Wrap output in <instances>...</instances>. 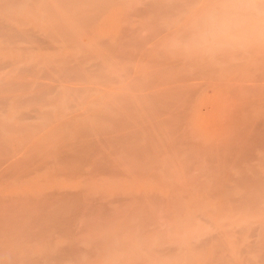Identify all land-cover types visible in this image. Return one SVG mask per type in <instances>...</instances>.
<instances>
[{
	"label": "bare ground",
	"instance_id": "obj_1",
	"mask_svg": "<svg viewBox=\"0 0 264 264\" xmlns=\"http://www.w3.org/2000/svg\"><path fill=\"white\" fill-rule=\"evenodd\" d=\"M135 1H140V4H137ZM135 1L133 3L134 5L130 6V4L127 2V0H123V1H121V0H0V179L1 178L6 179V181H8V179L11 180V182L8 181V182H5V184L0 185V187L5 188V189L0 188V190H1L0 192H2V191L5 192V190L9 187L17 186L18 185L17 183H20V180H18V179H22L21 183H28L31 185L33 184V181H35L36 184L43 183V186H40V188H38V189H37V186H32L34 189V190H32V191H34L33 193H30V192L27 193L26 192V194H22L21 191H19V190H21V187H17L19 193L15 194V196L5 195L4 193H0V264H86V261L87 260L89 261L88 255L89 254H95V253L98 254V256H100V257L97 256V258H99V259H96V258L91 259L92 261L93 260L94 261L96 260V261L91 262V260H90L89 261L90 264H114V262L116 261V260H114V256H110L109 260H107V259L105 260L103 257H102L103 258L102 259L101 256H105V254L109 253L110 251L113 252V250L118 251V250H122V249L129 248V247H135L134 246L135 242L139 241V240H140L139 241L140 244L136 243V248H132V249H135L134 251L135 252L138 251V253L141 251L143 252L145 250H148V252L146 251V253H150L149 256L147 254L148 258L144 259V260L139 259L138 254L133 255V253H130V251H129V253H127L126 256L122 260H120V261L117 260L118 262L115 264H264V183H261L263 181V180H260L262 178L261 177L260 179L256 178L255 181H258V182H253V184H248V183H251L250 181L246 182L248 180H251V178H249L250 176L249 177L245 176L246 173L243 171L244 166L242 168L240 166V168H239V165H241L240 164L241 162H242V164L243 163L245 164L248 161L247 158L248 159L251 158L250 161L251 160L253 161V159L258 160L254 156L255 154H253V152L255 153V151H256V150L255 151L252 150V149H254L253 148L254 146L256 147V145L257 146L260 145V147L262 146L260 149L264 150V79H263L264 77L261 76L262 79L256 78V75L257 76L260 75L261 72L258 73V71H257L256 72L257 74L254 77H251V75L249 77H247L250 80V81H248L249 84L246 83L244 85V84L240 83L237 87H235L236 91H235L234 87H232V90L230 88V91L232 93L231 95L236 97L234 100L235 102L234 101L233 102L231 101V102L234 106L236 104H238V105L235 106L234 111H233L234 107L231 108V110L233 112L231 110H229V108L226 107L228 110H226L225 112L228 111V113L226 114L227 115L226 119L224 118L226 121L223 120V122L224 121L225 122L224 123L222 122V123L224 126L227 125L228 129H229V126L231 128V125L232 126L235 125V126H233V127H235V128H233V132L231 131L232 128L229 130L233 133V134H231L232 139H230V138L227 139L226 137H222V134H220V136L222 137L221 138L218 135L220 140L221 139H223V140L227 139L225 141L226 143L225 142H224V144L219 143L221 141L218 140V142L216 141V144L214 142V143H210L209 145H204L202 147L203 148L202 150L199 147V149H200L199 153H197V151L195 150L196 155H192V153H194L193 152L194 150L192 151V153L191 152H190V154L188 153L191 157H194V156L199 157V156H201V154H202V156L212 157V158L209 157L208 159H212V160H210L211 164H213V165L217 164L218 165V166L217 165L213 166V168H211L212 170L214 169L213 171H216V173H218V175H219V177H217L218 181L214 182L215 180H213V181H211V182H213L212 184L203 185L202 188L205 189V191L201 194L192 196L190 194L191 191H190V193L186 192L187 190L185 187H187V188H188V186H190V187L195 186L196 187L197 186L196 184H194V185L188 184V186H187V184L185 183L186 185L183 186L182 183H181L182 185L180 183H179L180 185H177L174 183V184L168 185V187H167L168 183L166 182V180H165V182H166L165 183V182L161 181V179L159 178L161 173H160V175L158 173H156L157 176L153 175V179H155V177H158V179L156 178L155 180H158L159 182L161 181L160 183L163 182L164 184L163 185L161 184L162 186H164L166 184L165 187L167 189H170V188L171 189L172 188H178L179 189L181 187L182 190H180V189L179 190L183 191V193L186 192L184 194H181V197L183 199V203H181V204H180V202L178 203L181 205V207H180V205H178V207L183 208L182 209L183 214L178 215V218L174 219V221H173L174 223H177V224L181 223L182 227H185L184 230L187 227V231L189 229L191 231L192 228H194V225L202 226L203 224L204 225L209 224V226L207 228H203V229L199 230L198 233L196 232V234H192L193 232L191 233L189 231L192 234V236L190 237V240L188 241L187 244L160 240L159 237L163 236L164 235L163 233L166 232L165 231L166 230L165 225H167L166 223H168V222L167 221H166V223L164 221L162 222L163 213L161 212L162 213V219H161L160 215L158 213H156V211H155V208L159 209V211H160V209H162L161 207L160 208L158 207L159 206L158 204H159V202H161V200H162L161 198L163 196L162 197L159 196L160 197V200H159V198L156 197L157 194L155 195L154 192L151 194H138L136 192L123 194V193H120L121 192L120 191L119 193L115 192V193H112L113 195L112 194L110 195V194H106V192L103 190L102 191L103 193H101V196L98 195L101 198L99 200L98 196L96 197V193H94V195H92L91 191L89 190V188H91V186L89 187L87 185L88 183H84L83 185L85 187H82L80 189V192H78L81 195L76 194V192H73L74 194L71 193L73 195V197L75 194L77 195L76 197H78V195L82 196V193H84V195H85V196L83 195V197H85L84 199H86V198L88 199V201H85L84 203H82L84 209L86 210L85 214L87 213L86 215L89 216L90 213L92 214L91 211H93V213L96 211L94 208H100V210L104 212V216L106 217V219L107 220L109 219V221H110L107 224L106 223L102 224V225L97 224L99 228L98 227L96 228L95 226H97V225H95L94 227H92L93 229L90 228V231L85 233L84 231L87 230V227H85V226H88V224L83 223V222H85V220L84 221L82 220L83 214L73 213L74 211H72V209H73L72 204H74L75 202H73V203L71 202L72 209H70V210L72 213H70V210L67 211L68 208H66V207L68 205H70V203L67 202L68 201L67 199L69 197V201H71L70 200L71 194L69 193V196L64 195V196H66V198L64 197L65 198L64 199L62 194L58 191L59 189L48 191L47 190L48 188H46L47 187L46 184L54 183L60 177L59 174H61L62 171H58V170H62L60 168L62 163L66 162V161L76 162V159L79 162L81 159H82V161L80 162L78 167H75V169L73 170V173L70 175L71 177L74 174L77 176L78 173L83 174L85 172L84 174H86V175L90 174L89 176H90V178H92V177H95V175H100L103 173L105 174V172L106 173L112 172L113 177H115V175H118L115 177V180H116V182L119 183V181H117L118 177L122 174V172L124 173V171L125 172L127 171V169L124 170V167H122L123 171L121 170V168H120L121 163H128L129 164L131 162L129 165L134 164L135 168H138V167L140 169L142 168L141 169L142 171L138 170V172H136L137 170L133 171V168H132V171L129 172L131 169L127 167L130 170L128 171L129 173H126V175L132 174V176L134 175V177H135V173L136 174L137 173L143 174L142 172H146L147 170H151L152 166L155 167V165L157 164L156 159L158 158L159 155L156 154L157 155V156L155 155L157 157L156 158L154 156L155 152L152 155L153 158H156L155 161H154V159L152 161L150 156H148V154L146 152H142V153H138V151L136 152L138 147L141 146L140 144H142V148H144L146 145H148L150 148L151 144H152V146H151L152 148L153 147L155 148V146H158V147H156V149H153V150H157V151H158L157 148L162 147L163 144H164L163 147L166 146L165 145L166 139L169 138V136L165 140H163V142L160 140H156L157 138L154 140L150 136L146 137L145 134L142 136V135L138 134L139 131L137 133V130H139V129L142 130L141 126H143V129H144L145 123H144V125H142V123H141L140 124L141 126L138 127L139 129L137 128V125H136L135 128H137V130L134 128L136 130L135 131L132 128V130H133L132 131L131 127L128 126L129 124H127V123H129V121H127V119L132 118V114L134 112L133 115L134 116L137 115L136 117H138L135 119L137 121L139 119V115H141V113L143 112L142 111L140 113L138 110L139 109L143 110L142 108H144V110H145L147 107L149 108V106H151V105L153 106L154 102H155L154 105H156L155 107L164 106L163 102L159 101V100L160 99L164 100L168 96V95H165V98H161L162 95L164 97L163 93H165L167 91V89H168L167 92L170 91L169 90L170 88L165 89L166 86L165 87L161 86L163 89H165V90H163L164 91L163 92L162 89L160 88V86H157V85H154V87L156 86L155 88L153 86H152V88H150L151 86H149V85H148L149 88L148 87L146 88L145 84L142 83L141 79H138V81L136 79H135L136 81L135 80L133 81V79L129 80L130 82L133 81V83H129V81H128L129 85L130 84L131 85L132 84H136V85L141 84V85L140 86L138 85L139 88L135 87L133 89V95H131L130 93H129L130 95H128L126 92L123 93L124 92L123 91L122 92L123 95L122 94L120 95L121 98L123 97L122 98L123 101H125L124 99H126V102L130 101L128 98H130L131 96L136 98L135 95L136 94L138 95V92L139 93L141 92V91H139L141 87H145V90L147 89L145 94H147L149 96L151 95V97H148V98H150L151 100H152V98L156 99V100H154V102L152 101L153 104H150L151 100H149L148 98H145V97H147L143 92L145 90H143L144 88L143 89L141 88V90H143L141 92L142 95L141 94H140L141 96L138 95L137 99L139 97L142 98V96H143L145 100L142 98L143 100L139 99V104L137 101L136 102H137L138 106L140 105L142 107L140 108V106H139V108H138L136 102L134 101L135 102V104H134V102L131 100L130 102H132V104L136 105L138 110L134 105H133L134 107H131L132 105H130L131 108L128 107L129 110L126 109L127 112H131L130 110H134L133 108H135V111L128 114L126 111H123L122 108L125 106L122 104V102H120L121 100L119 101L120 104H122L121 109L117 108V106H112V104H109V102H111L110 101L111 98H113V100L112 99L111 100H112V102H114V98L119 97V95H118L119 93H117V92L120 90V88L122 90V87H121L122 82H120L121 84H116L118 86H117V88H115L113 85H111V87H110V85H108L110 82L111 83L113 82V79H112V81H110L111 79L109 81L107 80L109 82V83L107 82V84L105 82L100 83L98 81H94V82H96V83L98 82V83L96 84L95 88H92L90 86H92L94 83L92 84L90 82V84H89L90 79H80V81H79V79L78 80L75 79V80H77V82L75 81V82L70 83L67 79H66V81H64L65 79H56V76H51V74H49L50 70H52V72L50 71V73H53V69H58L57 71H59L60 69H62V66H64L65 64L68 66V64H70L71 60H72V62H74V61L76 62L78 60L77 64L79 66L76 63H73V64H75L76 68H74V70H72L71 72H73L72 74L74 75L75 72L79 71L80 74L79 73L78 74L81 76V78H83V76H85L86 73H88V74L90 72L92 73L94 67H97L95 69H98V66H99V70H102V69H100L101 65L99 64V62H101V63L106 62L105 58H103L105 56H106V59L108 58L107 60H109L108 63L113 64V62H111L110 58H109L113 52L111 54H109V57H107V55L103 56L104 54L102 52L101 53L103 55H101L100 52L98 53L95 50H94L95 52L93 50H91L92 47L89 46L88 42H87V44H88L87 47L89 46L88 47V48H90L89 50L85 46V44H83L82 46H81L82 43L79 44V46L81 47V50H82L83 46H85L87 48V49L83 48L84 51L82 50L83 52L81 54H83L84 52L85 53L87 52L86 53L87 55L85 53L83 55H76V53L79 50H76L75 48H73V45L71 48H69V49H71V53H69V51H68V54H66V55L64 54L63 56H61V58H59V57L53 58V57H50L48 54L41 52L42 50L48 49L51 47L53 48V49L51 48L52 51H54V50H55L54 52H56V50L59 51V47H58V49H56L57 45H55L56 47H54V43H59V46H60V44H63L65 42H68L67 44H69V45L73 44L72 40L78 41V38L80 35H77L78 33L77 34L75 33L77 31L75 29L79 30L82 25H84L83 27H85V24H88L89 22L91 23V21H92V23L90 25L92 26V24H94V22H97L96 19L98 20V18L100 17V15L102 13H105V12L111 10L112 7H115V5L118 6V4L125 6V9H123L124 11H122V13H121L122 19H123V16H126L123 14V13L126 14V11L129 13V14L127 13L128 18H130L131 15H134V14H137V15H139V14L145 15L146 14L147 16L150 15V17H148V19L150 18L151 20H148V19L146 20V18H147L146 15L145 16L143 15L145 18V21L142 18L143 25L149 24V27H150V24H155V25L156 24H162L163 25V21H161V19L164 16L168 17V19H169V16H171L170 14L175 15V14H178L182 10L184 12L185 7H190L191 5H192L191 7H194V5L199 4V2L201 3L200 0H135ZM125 2H127V3H125ZM209 2H211V0ZM242 2L245 5L247 3L246 6L244 5L242 7L243 8L245 7L244 15L248 14V17L250 16L249 14L253 13V11H254L253 8H257V9L259 8L258 10H260L261 7L264 8L263 4L261 5V7H259L261 3H264V0L263 1L262 0H245V1L243 0ZM207 3L203 4V5L204 6L207 5ZM237 5L238 4H236V6ZM208 6L210 7V5H208ZM224 6L226 7V5H224ZM196 8H197V6H196ZM229 8H230V6H229ZM262 8H261V10H262ZM207 9H209V8L206 7V10ZM250 9H251V11H250ZM196 10H201V9H196ZM196 10H193V11L195 12ZM176 11H177V13H175ZM213 11H214V9H213ZM241 11H243V10H241ZM246 11H247V13H246ZM130 12H131V15H130ZM222 12H223V10H222ZM228 12H229V10H228ZM195 13H198V15H199L198 11ZM205 13H206V11H205ZM260 13H261V11H260ZM167 14H169V16ZM210 14H211V12H209V15ZM223 14L224 13H222L221 15L223 16V18H225ZM142 15H139V16L142 17ZM188 15L190 16V14H188ZM209 15L206 14V17H208ZM233 15L235 16V13ZM254 15L257 16L259 14H257V15L254 14ZM194 16H196V15H194ZM203 16L205 17L204 14H203ZM217 16H215L216 20L220 19V22H222L223 18H220L221 17L220 15H219L220 16L219 18ZM228 16H229V14H228ZM231 16L232 15H230V17ZM127 17H124V20L126 21L125 26H127L128 22H130L128 20L131 19V18L128 19ZM151 17L153 18V20ZM200 17H201V15H200ZM206 17H205V20L207 22L211 23L209 18L206 19ZM239 17H241V16H239ZM259 17H261V15ZM121 18H120V20H121ZM125 18H127L128 20ZM197 18H199V17H197ZM215 18L213 21H215ZM227 18H229V17H227ZM245 18H246V20L249 19V18L247 19V16ZM196 19H194V20L196 21ZM183 20L186 21V19H183ZM194 20H193V22H195ZM218 20H217L218 24L216 22H214L217 24V27L220 24L222 25V23H219ZM170 21L168 20V22H170ZM213 21H212V23H213ZM223 21H224V19H223ZM183 23H187L184 25H186V27L188 26L187 21L186 22L183 21ZM195 23H199V21L195 22ZM223 23H225V21ZM248 23L249 22H247V25H248ZM90 25H86V26H90ZM146 25L143 29L148 27ZM176 25H178V24H176ZM196 25H198V24H196ZM73 26H75L74 27L75 32L73 31L75 35L72 32ZM77 26L79 28H77ZM137 26L135 28L133 27V29H132L128 25L126 30H124L125 29L124 28L123 30H121L123 32H121V31L120 32L121 33L126 32V34H127V32L133 33V32H135L134 31L135 29H136V31L138 30ZM181 26H183V25H180L179 27H181ZM258 26H260V25H258ZM164 27H165V25H164ZM179 27H177V28H179ZM82 28H81V30H83V34H85L86 32L84 33V30L88 31L87 29L89 27H87L86 29L85 28L82 29ZM139 28H140L139 30H142L141 27H139ZM172 28H173V26L171 27V30L174 32V30ZM220 28H222V30H223V26L219 27V29ZM127 29H129V30H127ZM162 29H164V28H161V31H163ZM187 29H188V27H187ZM191 29H192V27H191ZM81 30H79V32ZM171 30L170 29L167 30V33H171L172 32ZM199 30H200V28H199ZM250 30H252V29H250ZM262 30H263V28H262ZM190 31H192V30H190ZM203 31H205V29ZM163 32H162V35H163ZM173 32L171 34H173ZM180 32H179V34H180ZM193 32H195V31H193ZM193 32L191 34H193ZM144 33H145V31H144ZM213 35H214V33H213ZM73 36H75V37H73ZM189 36H191V35H189ZM203 36H201V37H203ZM120 37H122V36H120ZM120 37H118V39ZM165 37H166V39L168 37V40L171 39V38H169V37H171L169 34H166V36L164 35V39H165ZM69 38L72 39L71 40L72 42H70V43L67 40ZM215 38H216V36H215ZM106 39H109V38H106ZM121 39L122 38H120L118 41H120ZM139 39H140V37H139ZM164 39H162V42L166 43L168 40L166 41V39H165V41H163ZM93 40H94V38H93ZM101 40L103 42L105 41L106 43L109 42L108 40H103V39H101ZM101 40L98 39L97 42L99 43ZM116 40H117V38H116ZM122 40H124V39H122ZM102 41H101V43H102ZM160 41H161V39H160ZM160 41L152 43L151 44L152 47H151L150 43L147 44V45H150V46H148L150 48H148L147 50H151L152 52L147 51V50L144 51L142 48L144 53H142L140 51L138 56H137L138 53L133 56L134 53L130 54L128 52H127V56H126V51H125L124 53H122L123 57H124V59L126 57L128 59V56H130V55L133 58L136 56L135 58H137V57L138 58L134 59V61H132V62H135L136 60H138L137 61L138 65H139V61H141V62H146V64L148 66L153 63L152 61H154V59H155V62H157V60L159 61V59H161V61H163L162 58L167 61V57L165 56V54L167 52L160 50L162 52L161 53L159 51V49H161V48L159 47V49H157L158 47H156V45L158 46L159 43H162ZM97 42H95V43H97ZM122 42L125 43L124 41H122ZM215 42H217V41H215ZM262 42H261V44H262ZM115 43L117 44L118 42H115ZM129 43L133 44V42H130V41H129ZM93 44L94 43L92 42L91 45H93ZM116 44H113L112 46L115 47ZM109 45H111V44L109 43ZM153 45H154V47H153ZM259 45H260V43H259ZM61 47H63V45H61ZM260 47H262V46H260ZM260 47H259V49H260ZM153 48L155 50L156 49L157 50L154 51ZM139 49L141 50V48H139ZM257 49H258V47H256L255 51H257ZM90 50L93 51V53ZM72 51H73V53H72ZM210 51L213 52V50H210ZM259 51L260 50H258L257 52H259ZM120 52L121 51H119V53ZM159 52L162 54V56H165L166 58L165 57H162V58L158 57L159 55L157 56V54H159ZM212 52H210V53H212ZM242 52H243V50H242ZM71 54H74V55H71ZM89 54L90 55L92 54V55L89 56ZM96 54H97V56H96ZM113 54H115V53H113ZM122 54L120 53L121 56L118 58L115 55H113V57H115L116 60H121L120 58L123 59ZM124 54L126 57L124 56ZM143 54H145V57H143L144 56ZM146 54H148L151 57V59L149 56L146 57ZM150 54L152 56L155 55L157 58L152 57ZM262 54H263V52H262ZM85 55L88 59L86 61H85V57H83ZM116 55L118 56V54H116ZM215 55H217V54H215ZM131 56H130V58L132 59ZM257 56L256 57L252 56L251 60H253V62L249 61V62H252L251 66H249V63H247L249 66V68H247V70L252 68V69H250V71L253 70V72H254L253 74H255V70L257 69V67L260 68L259 67L260 65L257 66V64H260V63L256 62V65L253 64V63H255L254 61L257 58ZM72 57H73V59H71ZM74 57L76 58V60ZM81 57H83L84 60H82L83 58H81ZM113 57L111 56V58H113ZM148 57L150 60L148 59ZM187 57H189V56H187ZM89 58H91V59H89ZM140 58H143V59L146 58V60L145 59L140 60ZM201 58H202V56H201ZM102 59H104V61ZM127 59H125V60H127ZM129 61H130V59H129ZM181 61H183V60H181ZM222 61H224V60H222ZM132 62H131V65H132ZM40 63H42V65ZM43 63H44V66H43ZM128 63L130 64V62H128ZM128 63H127V65H129ZM197 63H199L198 59H197ZM201 63H202V61H201ZM201 63H199L200 65H197L195 63L197 66H195V68L191 67L192 71L191 72L189 71L190 73L188 72V74H187V72H186V75H185V73H184V75H182L183 74V72H182L181 76L182 77L185 76L187 79L189 78L188 79L189 81L191 78L195 79L194 77H196L198 75H199V77H200V75L201 76L203 75L205 77L206 75H204V74L209 73L208 70L212 69V68L211 67L206 68V67L202 66ZM228 63H230V62H228ZM109 65L112 66L111 64H109ZM184 65H185V63H184ZM228 65H230V64H228ZM245 65H246V63H245ZM254 65L256 66L255 70L252 67ZM65 66L63 67V69L67 70L68 68H67V66L65 68ZM71 66L72 65L69 66L70 67L69 71L71 70V68L74 65L72 67ZM108 66H106V67L104 66L106 71L108 70L107 69ZM157 66L158 65H156V67ZM239 66L242 67L243 65H241V63H240V65H238V67ZM248 66H246V67H248ZM104 67H103V71H104ZM246 67H244V69H246ZM148 68L146 67V69H148ZM231 68H233V67H231ZM75 69H78V70L75 71ZM95 69H94V71H95ZM135 69H138V68L136 67ZM227 69L229 70V68H227ZM240 69H239V71H240ZM89 70H90V72H89ZM110 70L111 71L113 70V69H111V67H110L108 73L112 74L113 72L111 73ZM151 70L153 71L152 68H151ZM69 71H67V72H69ZM117 71L120 72V69ZM128 71L130 72V67H129V70H127V72ZM169 71L172 73L171 69ZM169 71H167L168 74L170 75L171 78H173L174 74L172 73L173 75L171 76V73H169ZM261 71L264 72L263 70H261ZM98 72L100 73V71H98ZM162 72H163V70H162ZM244 72H246V71H244ZM54 73H55V71H54ZM93 73H95V72H93ZM155 73H156V70H155ZM237 73L239 74V72H237ZM61 74H62V71H60V73H58L59 76L63 75V74L62 75ZM67 74H69V73H67ZM95 74L97 75V72ZM141 74H142V72H141ZM105 75H107V74L104 72V75L102 74V76L104 77ZM113 75L114 74H112L111 76H113ZM154 75L152 73L151 76L155 77ZM166 75H167V73H166ZM166 75L164 74L163 78ZM70 76H71V73H70ZM102 76L101 77L99 76V77L103 78ZM111 76L109 75V77H108V75H107V77H108L107 79L113 78ZM116 76H118V75H116ZM116 76L114 75L115 78H116ZM51 77H52V79H51ZM76 77H77V75H76ZM93 77L94 76H92V78ZM243 77L244 76H242V78ZM258 77H260V76H258ZM85 78H87V77H85ZM253 78H255V79H253ZM104 79L106 80L105 77H104ZM117 79L119 80V78H117ZM117 79H114V81L117 82ZM160 79H161V77H160ZM99 80L101 81L103 79H99ZM105 80H103V81H105ZM204 80H206V79H204ZM221 81L219 82V84L221 83ZM158 82L160 83V81H157V83ZM222 82H223L222 84H224V81H222ZM246 82H247V80H246ZM113 83H115V82H113ZM128 83H126L127 85L123 84V86L126 85L125 88L124 87L123 88H124V90H126V87H127V90H126L127 92L129 90L128 89L129 87L133 88L131 85L129 86ZM205 83H206V81H205ZM244 83H245V79H244ZM105 84L108 85V88H107V86L104 87ZM153 84H155L154 81H153ZM184 84L187 85V82H185ZM193 84H194V82L192 83V85ZM97 85L98 86L103 85V86L98 87ZM160 85H162V81H161ZM164 85L165 84L163 83V86ZM178 85H180V84H178ZM188 85H189V83H188ZM205 85H207V84H205ZM230 85H231V83L229 82V86ZM93 86H95V85H93ZM181 86H178V87L180 88ZM209 86H211V85H209ZM118 87H119V89H118ZM157 87H158V89L160 88V91H162V94L160 93V91H158V92L153 91L155 89L157 90ZM189 87L190 86H188V88ZM222 87H224V85ZM136 88L138 91L136 90ZM148 89H149V91L152 89L150 91V93H149ZM193 89H194V87H192V89L189 90V92H188L189 96H190L191 91L194 92L197 90V89L196 90H193ZM200 89H201V87H200ZM220 89H222V92H223V88L220 87ZM233 89H234V91H233ZM134 90H135V92H134ZM176 90H179V89H176ZM237 90L239 92H241L242 95L237 94V92H238ZM108 91L110 93H108ZM198 91L199 90H197V92ZM230 91L228 90V92H230ZM72 92H74V94H72ZM130 92L132 93V89L130 90ZM180 92H181V90H180ZM193 92H192L191 97H193V95H194ZM77 93L79 95L83 94L81 96V99L78 98L79 95H78V97L75 96V94L77 95ZM134 93H136V94H134ZM157 93H159V95ZM69 94L70 95L72 94L71 96H73V97H71ZM126 94L128 96H125ZM183 94H184V92H183ZM152 95L154 97L156 96V98L152 97ZM186 95H187V93H186ZM231 95L230 94L228 95V99L232 98V97L229 98ZM59 96H60V98H58ZM61 96H66L67 98L70 96L72 99L77 97L78 100H77V98H76L77 102L74 100H73V102H71L72 100H68V103L70 105H68L66 102V105L64 107L62 106L64 108V110H66V111L64 113V112H62L63 110H60L62 112L61 113L59 110L57 111L53 108L55 105L59 104V99H61V98L63 99V97H61ZM106 96L108 97L106 99H108L109 101L108 100L107 101L101 100L102 102L99 101V98H101V97L104 98ZM159 96H160V98H157ZM70 97H69V99H71ZM97 97H99V98H97ZM168 98H170V96ZM57 99H58V102H57ZM118 100H119V98H118ZM165 100H164V102H166V104H167L168 101H165ZM142 101L143 102L146 101L147 105H146V102H145V104H143ZM158 101H159L160 106L156 104V102H158ZM183 101H185V99ZM187 101H188V99L185 101L186 105L188 106L189 102L187 104ZM126 102H124V104H126ZM161 102H162V104H161ZM231 102H230V104H231ZM240 103H242L241 106L239 105ZM243 103H245V105ZM95 104H103V105L109 104L108 105L109 110L115 109V111L113 110L111 112H115V113H119V114H120V112H122L120 115L121 117L118 118L117 117L119 115L118 114V115H116L117 118L114 116H112L113 117L112 118L109 116L110 115L109 110L107 111L106 109H103V107L95 108L94 107ZM114 104H118V102L115 101ZM128 104H129V102H128ZM183 104H184V102H182V105ZM191 104H192V101H191ZM230 104H229V106L228 105L227 106L230 107ZM43 105H44V107H42ZM110 105L112 107H110ZM143 105L145 107H143ZM59 106L61 109L62 108L61 105H59ZM237 106H240V107H237ZM164 107L166 108L167 106H164ZM164 107H161V108L163 109ZM180 107H179V109H178V107H175L174 111L175 110L179 111L181 108H184V106L181 108ZM148 108H147V110L157 109L154 107H152V108L150 107V109H148ZM161 108H160V110H161ZM236 108H238V109H236ZM58 109H59V107H58ZM116 110H118V111L116 112ZM120 110H122V111H120ZM150 111H152V110H150ZM162 111H165V110L163 109ZM230 111H231V113H229ZM137 112L139 114L135 115V113H137ZM171 112L170 113L167 112L166 114L169 115V114H171ZM188 112L190 113V111L187 110V114H189ZM58 113H59V116H58ZM124 113L125 114L127 113V115L129 117L126 116V118H124V117L122 118V115L123 116L125 115ZM159 113L160 112H158L157 114L159 115ZM162 113H160V115ZM154 115H155V112H154ZM177 115H179V114H177ZM134 116H133V118H135ZM163 116H165V115H162L161 117L158 116V117L163 118ZM169 116H171V115H169ZM165 118H166L165 120L168 119L167 116H165ZM169 118L170 119H168V120H170V121L172 118H173V120L177 119V117L176 118L175 117H172V118L169 117ZM180 118H183V117L180 116ZM150 119L154 120L153 117H151ZM156 119L157 118L155 117V120ZM185 120L188 121V119L184 118L183 121H185ZM130 121L134 122V119H131ZM157 121H159V120H157ZM157 121H155V122H157ZM161 121H162V119H161ZM150 122L152 123V121H148V124ZM176 122H175V124H176ZM135 124H138V123H134V125ZM158 124H157V126H158ZM170 124L175 125L174 123H170ZM163 125L164 124H162V126ZM187 125H186V128H184V129H186V131H184V134H185V132L187 134L189 133V132H187V130L190 128L189 127L187 128ZM218 125H216V126H218ZM151 126H153V125H151ZM221 127L223 128L222 125H221ZM145 128H147V127H145ZM154 128H156V126ZM174 128H176V127H174ZM156 129H158V127ZM161 129H162V127H161ZM145 130H147V129H144L142 131L145 132ZM150 130H149V132H150ZM222 130H224V129H222ZM218 131H219V128H218ZM224 131H227V129H225ZM234 131H235V134H234ZM143 132H140V133L143 134ZM191 132H192V129H191L189 135L183 134L185 136V137L184 136L183 137L186 139V141L188 140L190 142V140H194V139L196 140V136L191 134ZM166 134H168V133H166ZM190 134L195 136V137H193L194 139H190V137H191ZM172 135H174L173 131L171 132V136ZM226 135H227V133H226ZM233 135H236L235 138L237 140L234 138ZM91 136H94L95 138H91ZM148 137H150V138L148 139ZM172 137H174V136H172ZM233 138L236 140V142L231 141V140H233ZM174 139H176V137ZM237 141H241L242 143L249 141L250 143L247 142L248 144L247 143L245 144V146H247L245 148L244 144L241 145V142H239V144H238ZM15 142L19 143V144L17 146H15L14 145ZM167 142H168L167 145L172 144L170 141H167ZM189 142L187 144H189ZM103 143L109 147V149H110L109 154L106 152V148L103 149L101 147H97V144H103ZM120 143H122L123 145L127 144L128 146L127 145L123 146ZM190 143H192V141ZM250 144L252 147L250 146ZM193 145H191V147L194 149L196 148V146L198 147L197 144L194 145L195 147ZM248 145L251 148L248 147ZM176 146H177V148L178 147L180 148V146H182V145L178 146V144H177ZM130 147L133 149H131ZM170 147H168V149L166 148L167 152L171 149ZM175 147H172V149ZM183 147H181L182 153H183V151L185 152V149ZM239 147H240V149H239ZM134 148H135V150H134ZM185 148H186V146H185ZM243 149H245L244 151L246 153H247V151H249L251 149L252 151L250 150L249 154L252 152L250 155H252L254 157H252L249 154H246L244 152L247 155V158H244V156H246V155L242 152ZM116 150H118V151H116ZM122 150H125V151H122ZM161 150H162V152L164 151V149L159 148V152H161ZM197 150H198V148H197ZM239 150H241V152ZM263 150H261V151H263ZM177 151H178L177 154H179L180 149ZM188 151H190V150L188 149ZM188 151H186V152H188ZM169 152H171V151H169ZM186 152H185V155L187 154ZM114 153H115V155H114ZM118 153H121V155L123 154L124 156H126L128 162L127 161L124 162V160H126V159H123V157L121 160H119L121 157H118V156H120ZM242 153L244 154L243 157L240 156ZM159 154H160V156H159V158H160L161 155H163L164 153H159ZM165 154H167V153H165ZM109 156H110V158H113V156L114 157L117 156L118 159L113 158L114 161L113 160L111 161L110 158L108 159ZM171 156H172V154H171ZM202 156L200 158H202ZM236 156H240V158L242 157V159H240V161H239V159H236ZM174 157H176V156H174ZM261 157H264V156H261ZM195 158H197V157H195ZM208 159L206 161H209ZM177 160H178V158H177ZM177 160L175 158V161H177ZM193 160H195V159L191 158L190 161L193 162ZM241 160H246V162L241 161ZM263 160H264V158H263ZM78 161H77V163H78ZM116 161H120V164L117 165ZM199 161H201V159ZM199 161H196V163L194 161L193 164H198L200 166V163H197ZM259 161H261V159ZM262 162L264 163V161H262ZM117 163H119V162H117ZM158 163H159V160H158ZM201 163H203V162H201ZM210 163H209V165H211ZM170 164H172V162H170ZM205 164L208 165V162L207 163L205 162ZM247 164H248V162H247ZM117 166H118V168H117ZM179 166H180V164H179ZM251 166H253V165H251ZM262 166H264V164ZM175 168H178V167L176 166ZM207 168H210V167L208 166ZM106 169H108V170H106ZM118 169L121 172L116 171ZM233 169H237V173L244 172V173H242L243 174L242 176H244L246 184H242V185L239 184V183H241V180L243 178L242 179L238 178V179H240L238 186H233V185L229 184L230 181L233 180V182H234V180L237 179L231 175ZM241 169H243V170H241ZM251 169H253V168H251ZM254 169H255V167H254ZM101 170H103V171H101ZM95 171L97 173L99 171V174H97ZM154 171H156V170H154ZM42 172L43 173L45 172V174L47 175L46 178H44V176H41ZM113 172L114 173L116 172L118 174H116V173L114 174ZM133 172H135V173L133 174ZM162 172H164V174H166L165 170ZM198 172H197V174H198ZM255 172L258 173L259 171L257 172V170H254V175H255ZM92 173H94V176H92L93 175ZM149 173H150V171H149ZM208 173H209V171H208ZM138 174H137V176H138ZM178 174L179 175L181 174L184 177V172L183 173L178 172ZM198 175H200V174H198ZM198 175L195 178H197ZM202 175L200 177H198L197 179L201 178ZM209 175L210 174H208V176ZM145 176L146 175H144V178H145ZM162 176L166 177L164 175H162ZM177 176L175 178H177ZM204 176L206 177V175H204ZM215 176H217V175H215ZM242 176H240V177H242ZM73 177H75V176H73ZM113 177H112V179L108 178L109 181H110V179H111V181H113V179H114ZM12 178L16 179L14 181H16V182L18 181V182L17 183L13 182L14 184H10V183H12V180H13ZM170 178H171V176H170ZM179 178L181 179V177H179ZM185 178L186 177H184V179ZM141 179H143V177H141ZM164 179H166V178H164ZM214 179H216V177ZM134 180H136V179H134ZM143 180H145V179H143ZM125 181H127V179ZM141 181H139V182H141ZM197 182H200V181L197 180ZM242 182H244V181H242ZM113 183H115V182L113 181ZM236 183H237V181H236ZM93 184H95V183H93ZM99 185H100V183H99ZM157 185H159V184H157ZM135 186L136 185H134L133 186L134 188L133 187L132 188L135 189ZM196 188H200V185L198 184V186ZM171 189L169 191H171ZM183 189L186 191H184ZM203 189H201V190H203ZM71 191H73V190H71ZM173 191L174 190L172 189V191H171L172 193L168 196V198H164L162 200L163 203L161 202V204H162L161 206H165V208L170 207V209L172 208L169 205L171 204V202L173 203V200L177 196L180 195V194H176L178 190L176 192L175 191L173 192ZM199 191L200 190H198V193H200ZM66 192L67 191H65L64 194L68 193V192L67 193ZM57 194H60V196H62L63 200H60L61 197H59L60 198L59 199ZM87 194L90 195V197ZM56 196H57V198H56ZM49 197L50 198L53 197V200L57 203V206L54 205L55 203L52 204V201H50V199H49L50 205L47 203L46 207H45L44 202L45 201L48 202L47 199ZM25 198H27L28 203H32V204L34 203L36 205L37 204L42 205V203H43L44 205H43V207L40 205V207L42 209L38 208L37 210L39 212H37V213H36V210H34L33 213L32 212L30 213L27 211L28 208H26V210L23 209V211L24 212L26 211V212L24 213L23 211H21L22 214L21 213L20 214L22 216L19 214V217L18 216H12L11 215L12 213L10 212V211L15 212V210H16L15 207H17V206H15L14 208L10 207L13 210H8V208L5 209V207H3V205H7V204H10L13 202H16L18 205H20L19 202ZM151 199H154V201L156 199V206L158 205L157 207H155V208L153 206H152L153 208L150 207L151 205H149V204H153V203L148 204L147 202ZM157 199L159 200L158 203H157ZM115 201L121 207H122V204H124L123 205L124 209L125 208L127 209V207L130 206L129 204H132L128 213L124 214V216L126 215L125 217H122L123 215L122 216L120 215V217L122 219L119 217L118 214L115 213L116 211H113L114 210L113 208L109 207ZM128 201H130V203H128ZM179 201H182V200L180 199ZM143 202H145V203L143 204ZM150 202H152V200ZM58 203H60V204H58ZM85 203H87V204L85 205ZM125 203H126V205H125ZM127 204H128V206H127ZM145 204H148L149 206L145 205ZM139 205L141 207L138 209L137 206H139ZM153 205H155V202ZM172 205H174V204H172ZM27 206L30 207L29 205H27ZM97 206H99V207H97ZM175 206H173L174 209H176V207H177V206L176 207ZM64 208H65V210H64ZM70 208H71V206H70ZM29 209H31L30 211L33 210L32 208H29ZM118 209L120 210L121 208L119 207ZM63 211H65L64 213L67 212L66 213L67 215L65 214L66 216H63V214H64ZM179 211H181V210L179 209L178 212ZM68 212H69L70 216L68 215ZM114 213H115V216H114ZM169 213L171 215V212H169ZM176 213H177V210H176ZM60 214H62V215H60ZM71 215H73V216H71ZM116 215H118V216H116ZM11 216H12V218H11ZM59 216H63V218L59 217ZM74 216H76V217H74ZM68 217H69V220H68ZM113 217H115V218L112 219ZM60 218L63 220V222H67V223L62 224V220ZM86 218H88V217H86ZM169 218L170 217L168 215V220H169ZM84 219H85V216H84ZM64 220H66V221H64ZM81 222H82V224H81ZM63 225H65V226L69 225L70 227L69 226L64 227ZM62 226L64 227V231L62 230L63 229ZM168 226H170V225L168 224ZM147 227L148 228L150 227V228L147 229ZM203 227H205V226H203ZM45 228L48 230H45ZM94 228H96V229H94ZM198 228L199 227H197V229ZM33 230H35V231L33 232ZM44 230H45V232H40V231H44ZM56 230L58 232H54L52 234L51 231H56ZM184 230L182 228L181 233ZM30 231L33 232V234H31ZM29 233H30V235H29ZM55 233H57V237L61 235L60 237H58V238L62 239L61 242L54 240L55 239L54 238ZM244 234H245L244 238L240 239L241 235H244ZM24 235H25V237H23ZM31 235H32V237H31ZM187 235L188 234H186V236ZM238 235H240V236H238ZM27 236H30L31 239ZM81 237H83V238H81ZM86 237H87V239H86ZM151 237H156V238L152 239ZM80 238H81V240H83V242L84 241L87 242L88 245L87 244L84 246L80 245V243L84 244L83 242H81ZM84 239H86V240H84ZM142 239H144L145 242H149L148 244H150V245L148 246L147 243L144 242V240L142 241ZM144 244H145V246H144ZM143 247L145 248V250H143L144 249ZM120 253H121V251H120ZM96 254L94 255L95 257H96ZM85 256L87 257L86 261L83 260V258ZM90 258H92V256H90ZM89 262L87 264H89Z\"/></svg>",
	"mask_w": 264,
	"mask_h": 264
},
{
	"label": "rangeland",
	"instance_id": "obj_2",
	"mask_svg": "<svg viewBox=\"0 0 264 264\" xmlns=\"http://www.w3.org/2000/svg\"><path fill=\"white\" fill-rule=\"evenodd\" d=\"M121 1H123V0H121ZM135 1V0H134ZM134 1L133 0H127V2L130 4V6H132V5H134L133 3H134ZM201 1V3L199 2V4H196V5H194V7H185V9H184V12H183V10L182 11H180L178 14H175V13H177V11L174 13L175 15H172V14H170L171 16H169V14H167L168 16H169V19H168V17H163L162 19H161V21H163V25L162 24H150V27H149V24H145L146 26H148V27H146L145 29H143L144 27H145V25H143V23H142V18H143V20L145 21V18H144V16L146 15H142V14H139V15H142V17H140L139 15H137V14H134V15H131V12H130V15H131V19L130 18H128L127 16V11H126V14L125 13H123L124 15H126V16H123V19L121 18V16H122V11H124L123 9H125V6L124 5H121V4H118V6L117 5H115V7H112L111 8V10H109V11H107V12H105V13H102L101 15H100V17L98 18V20L96 19V21L97 22H94V24H92V26L90 25L91 23H92V21H91V23L89 22L88 24H85V27H83L84 25H82L81 26V28L82 29H86L87 27H89L87 30L88 31H85L84 30V33L85 34H83V30H81V28L79 29V30H81L80 32H79V30L78 29H75V30H77L76 32L74 31V27L75 26H73V29H72V32L74 31L77 35H80L79 36V38H78V41L76 40H72V39H67L68 41H69V43L70 42H72L73 44H67L68 42H65V43H63V44H60V46H59V43H54V47H56L55 45H57V48L56 49H58V47H59V51L58 50H56V52H54V51H52L51 50V48H48V49H44V50H42L41 52L42 53H46V54H48L50 57H53V58H61V56H63L64 54L66 55V54H68V51H69V53H71V49H69V48H71L72 47V45H73V48H75L76 50H79L77 53H76V55H83V54H81L84 50H83V48L85 49L86 47H87V42L89 43V46L90 47H92L91 48V50H95L96 52H102L101 53V55H103V56H105V55H107V57H109V54H111L112 52L113 53H115V54H113L112 53V55H110V61L111 62H113V64L112 63H108V61L109 60H107L106 59V56L105 57H103V58H105V61L106 62H99V64L101 65L100 66V69H102V70H99V66H98V69H95V68H97V67H94V69H95V71H94V69H93V71H92V73L90 72V70H89V72L91 73H86V75L85 76H83V78H81V76L79 75L80 74V72L78 71V72H75L76 70H78V69H75V73H74V75L72 74L73 72H71L72 70H74V68H76V66H75V64H73V63H76L77 64V61L75 62H72V60H71V62H70V64H68L67 62V64H68V66H67V70L65 69H63V67L65 66H62V69H60L59 71H57L58 69H53V73H50V71L52 72V70H50L49 71V74H51V76H56V79H65L64 81H66V79L71 83V82H77V80L79 79V81H80V79H90V81H89V84H90V82L93 84V85H95V86H93L92 84V86H90V87H92V88H95L96 87V84L98 83V82H105L106 84H107V82L110 80V81H112V79H113V82H115V83H109L108 85H110V87H111V85H113L115 88H117V86L118 85H116V84H121L120 82H122V90H121V88H120V90L117 92V93H119L118 95H119V100H118V98H114V102L115 101H117L118 102V104H114V102H112V100H113V98H109L110 99V101L111 102H109V104H112V106H117V108H119V109H121L122 107H121V105L123 104L125 107H123L122 109H123V111H126L127 112V110H129L128 109V107H130V105H132L131 107H136L137 108V106H138V104H139V99H144V97L142 96V98H138L137 99V96L138 95H142V91L143 90H145V87L147 88H149V86H151L150 88H152V86L154 87V85H157V86H160V88L162 89V91L163 90H165V89H167V88H170L169 90V92H167L168 91V89H167V91L165 92V93H163L164 94V97H163V95H162V97L161 98H165V95H168L164 100L165 101H168L167 102V104H166V102H164V100L163 99H160L159 101H162L163 102V105L164 106H167L166 108L164 107V106H161V107H164L163 109L165 110V111H162L163 109L161 108V107H155L156 105H154L155 104V102H154V100H156V99H153L152 98V100L150 99V98H148V97H151V95L149 96V95H147V94H145L146 93V90L145 91H143L144 92V94L147 96V97H145V98H148L149 100H151V102H150V104H153V102H154V104H153V106L151 105V106H149V108L148 109H150V107L152 108V107H154V108H157V109H150V110H152V111H150V110H147V108L144 110V108H142L143 110H138V108H139V106H138V108H137V110L141 113L142 111L144 112H142L141 113V115H139V119L136 121L135 119L136 118H138V117H136L137 115L136 114H139L138 112L137 113H135V115L136 116H134L133 114H134V112L133 111H135V108H133L134 110H130L131 112H133V114H132V118H129L130 120L131 119H134V122L133 121H130L129 119H127V121H129V123H127V124H129L128 126L129 127H131V130H132V128H133V130H137V128L138 127H140L141 125V123H142V125H144V123H145V126H144V129H147V130H145V132H143L142 130H144L143 129V126H141V128H142V130L141 129H139V130H137V133H138V131H139V133L138 134H140V135H144L145 134V136L147 137V136H150V137H152V139H156V140H160V141H162L163 142V140H165L168 136H169V138L171 139H169V138H167L166 139V146H164L163 147V145H162V147H159L160 149H164V151L162 152V150H161V152H159V148H157L158 149V151L157 150H153V149H156V147H158V146H155V148L153 147H151L152 146V144H151V146H150V148H149V146L148 145H146L144 148H142V144H140L141 146H139L138 147V149L136 150V152L138 151V153H142V152H146L147 154H148V156H150V158H151V160L153 161V159H154V161H155V159L157 158L156 156V154H158L159 156H160V154L159 153H164L163 155H161V157L159 158V156H158V158L156 159V161H157V164L155 165V167H153L152 166V171L151 170H147L146 172H142L143 174H138V176L140 175L141 177H143V179H145V180H143V179H141V177L139 176H137V174L135 173V172H133V174L135 173V177H134V175L132 176V174H127L126 175V173H129V172H131L132 171V168H133V171H136V172H138V170H141L139 167L138 168H135V165L134 164H132V165H129L128 163H121V165H120V168H121V170L123 171V168L122 167H124V170L125 169H127V171L125 172L124 171V173L122 172V174L118 177V179H117V181H119V183L118 182H116V180H115V177L116 176H118V175H115V177H113V175H112V172H110V173H106L105 172V174L103 173V174H100V175H95V177H92V178H90V174L89 175H86V174H82V173H78V175L76 176L75 174L73 175V176H75V177H71L70 175L73 173V170L75 169V167H78L79 166V164H80V162L82 161V159L80 160L79 158V160H80V162L76 159V162H72V161H66V162H64V163H62L61 164V166H60V168L62 169V170H58V171H62L61 172V174H59L60 175V177L54 182V183H49V184H46L47 185V187L46 188H48L47 190L48 191H52V190H58L61 194H62V196H63V198L65 197L66 198V196H64V195H67V196H69V193L71 194H74L73 192H76V194H80V193H78V192H80V189L82 188V187H85L83 184L84 183H88L87 185L90 187L91 186V188H89V190L91 191V193H92V195H94V193H96V197L98 196V195H100L101 196V193H103L102 191L104 190L105 192H106V194H112V193H119L120 191V193H123V194H128V193H132V192H136V193H138V194H151V193H155V195H156V197L157 198H159V200H160V197H162L161 199L163 200L164 198H168V196L172 193L171 191H172V189L176 192L177 190V193L176 194H180L179 196H177L174 200H173V203L171 202V204L169 205V206H171L172 208H173V206H175L176 207V209H170V207L169 208H165V206H161L162 204H161V202L163 203V201L161 200V202H159V208L161 207L162 209H160V211H159V209H157V208H155V207H157L156 206V199H155V201H154V199H151L152 200V202H150L151 200H149L147 203L149 204V203H153L154 204V202H155V205H153V204H149V205H151L150 207H154L155 208V211H156V213H158L159 215H160V218L162 219V213H163V220H162V222L164 221L165 223H166V221L168 222V223H166L167 225H165L166 226V232H164L163 234V236H160L159 238H160V240H165V241H171V242H177V243H182V244H187L188 243V241L190 240V237L192 236V234H196V232L198 233V231L199 230H201V229H203V228H207L208 226H209V224L207 225V224H203L202 226H196V225H194V228H192V230L190 231V229L187 231V227H186V229L184 230V228L185 227H182V224L181 223H174L173 221H174V219H177L178 218V215H180V214H183V212H182V209L183 208H180L181 207V203H183V199H182V197H181V194H184V193H186V192H188V193H190V191H191V195L192 196H194V195H198V194H201V193H203L204 191H205V189H203L202 188V186L203 185H207V184H212L213 182H211V181H213V180H215L214 182H216V181H218V179H217V177H219V175H218V173H216V171H213L211 168H213V166H216L217 164H211L210 163V160H212V159H208L210 156H208V157H206V156H202V154H201V156H202V158H200L201 156H194V157H191L189 154H190V152L192 153V151L194 152V153H192V155H196L195 153V150L197 151V153H199V150L201 149H203L202 147L204 146V145H209L210 143H214L215 142V144H216V141L218 142V140H220V138H219V136H220V134H222V137H226L227 139L228 138H230V139H232L231 137H232V135L231 134H233L232 132H233V128H235V127H233V126H235V125H231V128H232V132L231 131H229L231 128H230V126H229V129L227 128V125L226 126H224L223 125V123L226 121L225 119H226V114L228 113V111L227 112H225L226 110H228L227 108H229V110H231V108H233V111L235 110V106L236 105H238V104H236L235 106L232 104V102L235 100V98L236 97H234L233 95H231L232 93H231V91H230V88H231V90H232V87H234V89H235V87H237L240 83L241 84H246V83H248L249 84V82L248 81H250L249 80V78H247V77H249L250 75H251V77H254L257 73V71H258V73H260L261 72V74L260 75H258V76H260V77H258L257 75H256V78H260V79H262V77L261 76H263L264 77V72H262L261 70H263L264 71V8H262L261 7V5L263 4L264 5V3H261L260 4V6L259 7H261L262 8V10H261V8H260V10H258L257 8H253V13L252 14H249L250 16L248 17V14L246 15H244V9H245V7L243 8L242 6H244L245 4L242 2L243 0H211V2H209L210 0H200ZM213 1V2H212ZM217 1V2H216ZM245 1V0H244ZM263 1V0H262ZM127 2H125V3H127ZM137 4H140V1H135ZM208 2V3H207ZM216 2V3H215ZM207 3V5H203V4H206ZM227 3V4H226ZM222 4V5H221ZM233 4V5H232ZM236 4H238L237 6H236ZM208 5H210V7L208 6ZM224 5H226V7L224 6ZM246 5H247V3H246ZM245 5V6H246ZM196 6H197V8H196ZM229 6H230V8H229ZM206 7L207 8H209V9H207L206 10ZM212 7V8H211ZM224 7V8H223ZM240 7V8H239ZM257 7V6H256ZM264 7V6H263ZM196 9H201V10H196ZM213 9H214V11H213ZM239 9V10H238ZM129 10V9H128ZM193 10H196L195 12H199V15H198V13H195ZM203 10V11H202ZM220 10V11H219ZM222 10H223V12H222ZM228 10H229V12H228ZM241 10H243V11H241ZM258 10V11H257ZM205 11H206V13H205ZM250 11H251V9H250ZM260 11H261V13H260ZM204 12V13H203ZM209 12H211V14L209 15ZM222 14V13H224L223 15H224V17L225 18H223V16L220 14V13ZM227 12V13H226ZM235 13V16L233 15L234 13ZM243 12V13H242ZM173 13V12H172ZM202 13V14H201ZM240 13V14H239ZM246 13H247V11H246ZM129 14V13H128ZM188 14H190V16L188 15ZM203 14L205 15V17H206V14H208L209 16L208 17H206V19L207 18H209V20H210V22L211 23H209V22H207L206 20H205V17L203 16ZM221 16H219V15ZM228 14H229V16H228ZM254 14H259V15H257V16H255ZM137 15V16H136ZM193 15V16H192ZM194 15H196L197 17H199V18H197L196 16H194ZM200 15H201V17H200ZM218 15V16H217ZM226 15V16H225ZM230 15H232L231 17H230ZM261 15V17H259ZM139 16V17H138ZM203 16V17H202ZM215 16H217L218 18L220 17V18H223L224 19V21H225V23H223L224 21H223V19H222V22H220V19L218 20V22L219 23H222V25L220 26V25H218V27H217V20H216V18H215ZM239 16H241V17H239ZM247 16V19L248 20H246V17ZM124 17H127L128 19H130V20H128L127 18H125V19H127L128 21H130V22H128V25L130 26V28H132L133 29V27L135 28L138 24V30L140 29L139 27H141L142 28V30H137L136 31V29L134 30L135 32H127V34H126V32H124V33H121V32H123V31H121V30H123L124 28V30H126V28H127V26H125L126 25V21L124 20ZM146 20L148 19V17H150V15H146ZM198 19H196V18ZM227 17H229V18H227ZM243 17V18H242ZM259 17V18H258ZM120 18H121V20H120ZM152 18V17H151ZM172 18V19H171ZM180 18V19H179ZM201 18V19H200ZM214 18H215V21H213L214 20ZM183 19H186V21L188 22V29H187V27H186V25H184V24H187V23H183V21L184 22H186L185 20H183ZM194 19H196V21L194 20ZM203 19V20H202ZM259 19V20H258ZM124 22H123V21ZM138 20V21H137ZM148 20H151L150 18L148 19ZM152 20H153V18H152ZM168 20L170 21V22H168ZM180 20V21H179ZM183 20V21H182ZM193 20L195 21V22H198L199 21V23H195V22H193ZM229 20V21H228ZM253 20V21H252ZM160 21V22H161ZM212 21H213V23H212ZM256 21V22H255ZM139 22V23H138ZM183 24H182V23ZM203 22V23H202ZM214 22H216V23H214ZM230 22V23H229ZM232 22V23H231ZM235 22V23H234ZM247 22H249L248 23V25H247ZM258 22V23H257ZM138 23V24H137ZM145 23V22H144ZM162 23V22H161ZM181 23V24H180ZM206 25H205V24ZM255 23V24H254ZM168 24V25H167ZM176 24H178V25H176ZM196 24H198V25H196ZM203 26H202V25ZM209 24V25H208ZM251 24V25H250ZM257 24V25H256ZM86 25H90V26H86ZM164 25H165V27H164ZM167 25V26H166ZM180 25H183V26H181V27H179ZM193 25V26H192ZM196 25V26H195ZM202 27H201V26ZM233 25V26H232ZM258 25H260V26H258ZM125 26V27H124ZM161 26V27H160ZM163 26V27H162ZM173 26V30H174V32L171 30V27ZM210 26V27H209ZM223 26V30H222V28H220L219 29V27H222ZM258 26V27H257ZM175 27V28H174ZM177 27H179V28H177ZM191 27H192V29H191ZM197 27V28H196ZM240 27V28H239ZM77 28H79L78 26H77ZM161 28H164V29H162L163 31H161ZM181 28V29H180ZM199 28H200V30H199ZM205 29V31H203L204 29ZM262 28H263V30H262ZM159 29V30H158ZM171 30L172 32H173V34H171V33H167V30ZM177 29V30H176ZM183 29V30H182ZM194 29V30H193ZM197 29V30H196ZM210 29V30H209ZM214 31H212V30ZM250 29H252V30H250ZM71 30V29H70ZM127 30H129V29H127ZM176 30V31H175ZM182 30V31H181ZM185 30V31H184ZM190 30H192V31H190ZM225 30V31H224ZM248 30V31H247ZM250 30V31H249ZM121 31V32H120ZM144 31H145V33H144ZM182 33H181V32ZM193 31H195V32H193ZM211 31V32H210ZM74 32H73V34H74ZM88 32V33H87ZM140 32V33H139ZM142 32V33H141ZM162 32H163V35H162ZM178 32V33H177ZM179 32H180V34H179ZM187 32V33H186ZM193 32V34H191ZM247 32V33H246ZM122 35H121V34ZM133 35H132V34ZM213 33H214V35H213ZM229 33V34H228ZM124 34V35H123ZM166 34H169L171 37H169V38H171V39H169L168 40V37H167V39H166V37H165V39H166V41L168 42H166V43H164V42H162V39H164V35L166 36ZM228 36H227V35ZM75 35V34H74ZM86 35V36H85ZM174 35V36H173ZM180 35V36H179ZM189 35H191V36H189ZM204 35V36H203ZM211 35V36H210ZM226 35V36H225ZM95 36V37H94ZM120 36H122V37H120ZM126 36V37H125ZM129 36V37H128ZM133 36V37H132ZM160 36V37H159ZM163 38H162V37ZM179 36V37H178ZM182 36V37H181ZM189 36V37H188ZM201 36H203V37H201ZM215 36H216V38H215ZM73 37H75V36H73ZM118 37H120V38H122V39H124V40H120V41H118L119 39H118ZM139 37H140V39H139ZM143 37V38H142ZM158 37V38H157ZM177 37V38H176ZM195 37V38H194ZM253 37V38H252ZM258 37V38H257ZM93 38H94V40H93ZM106 38H109V39H106ZM116 38H117V40H116ZM161 39V41H160V39ZM182 38V39H181ZM204 38V39H203ZM207 40H206V39ZM215 40V41H217V42H215L213 39ZM257 38V39H256ZM80 39V40H79ZM98 39H103V40H108L109 42H103L102 40V43H101V41L98 43L97 42V40ZM159 39V40H158ZM165 39L163 40V41H165ZM178 39V40H177ZM72 40V41H71ZM144 40V41H143ZM174 40V41H173ZM176 40V41H175ZM185 40V41H184ZM198 40V41H197ZM232 40V41H231ZM234 40V41H233ZM261 40V41H260ZM75 41V42H74ZM94 43L93 45H91V43L92 42ZM122 41H124L125 43H123ZM129 41L130 42H133V44H131V43H129ZM157 41H160V42H162V43H159L158 44V46L156 45V47H158L157 49H159V47L161 48V49H159V51L161 50V51H164V52H167L166 54H165V56L167 57V61L165 60V59H163L162 57H165V56H162V52L160 53L159 52V54H157V56L158 57H160V58H162V60L163 61H161V59H159V61L157 60V62H155V59H154V61H152L153 63L151 64V65H147L146 64V62H141V61H139V65L137 64V61L138 60H136L135 62H132V61H134V59H137V58H133L131 55V57H132V59L130 58V56H128V59H127V52L128 53H130V54H132V53H134L133 54V56L135 55V54H137V56L139 55V53H140V51L142 52V53H144L143 52V50L145 51V50H147L148 48H150V47H148V46H150L152 43H155V42H157ZM227 41V42H226ZM229 41V42H228ZM263 41V42H262ZM95 42H97V43H95ZM115 42H118L117 44L115 43ZM148 42V43H147ZM177 42V43H176ZM250 42V43H249ZM261 42H262V44H261ZM80 43H82L81 44V46L83 45V44H85V46H83V48H82V50H81V47L79 46V44ZM104 43V44H103ZM109 43L111 44V45H109ZM120 43V44H119ZM150 43V45H147V44H149ZM175 43V44H174ZM226 43V44H225ZM255 43V44H254ZM259 43H260V45H259ZM113 44H116V46L115 47H113L112 45ZM258 46H257V45ZM61 45H63V47H61ZM69 45V46H68ZM80 47H78V46ZM105 45V46H104ZM191 45V46H190ZM53 46V45H52ZM88 46V47H89ZM101 46V47H100ZM111 46V47H110ZM118 46V47H117ZM127 46V47H126ZM138 46V47H137ZM247 48H246V47ZM258 47V49H257V51L258 50H260L259 52H257V51H255V49H256V47ZM260 46H262V47H260ZM87 47V48H88ZM97 47V48H96ZM117 47V48H116ZM125 47V48H124ZM151 47H152V45H151ZM153 47H154V45H153ZM216 47V48H215ZM253 49H252V48ZM259 47H260V49H259ZM86 48V49H87ZM121 48V49H120ZM139 48H141V50L139 49ZM142 48H143V50H142ZM201 48V49H200ZM53 49V48H52ZM90 48H88V50H89ZM154 49V48H153ZM152 49V50H153ZM156 49V50H157ZM189 49V50H188ZM210 51V50H213V52L212 51H210V52H212V53H210L208 50ZM224 49V50H223ZM246 49V50H245ZM263 49V50H262ZM47 50V51H46ZM73 50V49H72ZM87 50V51H88ZM90 50V51H91ZM155 49H154V51H156ZM242 50H243V52H242ZM262 50V51H261ZM61 51V52H60ZM93 51H91L92 53H93ZM94 51V52H95ZM119 51H121L120 53L122 54V53H124L125 51H126V56H125V54H124V56L126 57L125 59H127V60H125L124 59V57H123V54H122V57H123V59L122 58H120L121 60H116V58L115 57H113V55H115L117 58L118 57H120L121 55H120V53H119ZM147 51H150V52H152L151 50H147ZM248 51V52H247ZM106 54H105V53ZM149 52V53H150ZM158 52V51H157ZM156 52V53H157ZM181 52V53H180ZM209 52V53H208ZM261 52V53H260ZM262 52H263V54H262ZM60 53V54H59ZM72 53H73V51H72ZM87 53V52H86ZM85 53V54H86ZM90 53V52H89ZM148 53V54H149ZM155 53V52H154ZM116 54H118V56L116 55ZM148 54H146V57L147 56H149ZM161 54V55H160ZM180 54V55H179ZM185 54V55H184ZM187 54V55H186ZM206 54V55H205ZM215 54H217V55H215ZM71 55H74V54H71ZM87 55V54H86ZM86 55L85 56H83V57H85V61L86 60H88L87 59V57H86ZM92 55V54H91ZM90 54H89V56H91ZM99 55V54H98ZM144 56L143 57H145V54H143ZM151 55V54H150ZM191 55V56H190ZM194 55V56H193ZM198 55V56H197ZM222 55V56H221ZM258 55V56H257ZM31 56V55H30ZM96 56H97V54H96ZM111 56L114 58H111ZM141 56V55H140ZM152 56V55H151ZM184 56V57H183ZM187 56H189V57H187ZM201 56H202V58H201ZM208 56V57H207ZM227 56V57H226ZM240 56V57H239ZM252 56H254V57H256L257 56V60L255 59V63H253V64H255L256 65V62H258V63H260V64H257V66L258 65H260L259 67L260 68H258L257 67V69H256V66L254 65V66H252L253 67V69L255 70V74H253L254 72H253V70H251L250 71V69H252V68H250L249 70H247V68H249V66H251L252 65V62H253V60H251V58H252ZM262 58H261V57ZM32 57V56H31ZM76 57V56H75ZM74 57V58H75ZM83 57H81V58H83ZM150 57V56H149ZM149 57H148V59H149ZM152 57H156L155 55H153ZM165 57V58H166ZM194 57V58H193ZM222 57V58H221ZM243 57V58H242ZM157 58V57H156ZM188 60H187V59ZM222 60H224V61H222ZM239 58V59H238ZM71 59H73V57L71 58ZM89 59H91V58H89ZM129 59H130V61H129ZM141 59H143V58H140V60ZM145 60H146V58H144ZM143 59V60H144ZM147 59V60H148ZM150 59H151V57H150ZM149 59V60H150ZM183 60V61H181V60ZM191 59V60H190ZM197 59H198V62L199 63H201V61H202V63H201V65L202 66H204V67H206V68H212V69H209L208 71H209V73H205L204 75H206L205 77L202 75H200V77H199V75L198 76H196V77H194L195 79H193V78H191L190 79V81L184 76V77H182L181 76V74H182V72H183V74L182 75H184V73H185V75H186V72H187V74H188V72L190 71H192V69H191V67L192 68H195V66H197V65H200L199 63H197ZM212 59V60H211ZM244 59V60H243ZM254 59V58H253ZM75 60H76V58H75ZM82 60H84V58L82 59ZM81 60V61H82ZM103 61H104V59H102ZM165 60V61H164ZM169 60V61H168ZM208 60V61H207ZM214 60V61H213ZM117 61V62H116ZM119 61V62H118ZM207 61V62H206ZM222 61V62H221ZM248 61V62H247ZM249 61H252V62H249ZM124 62V63H123ZM128 62H130V64L128 63ZM131 62H132V65H131ZM164 62V63H163ZM190 62V63H189ZM204 62V63H203ZM226 64H225V63ZM228 62H230V63H228ZM79 63V62H78ZM107 65H106V64ZM127 63L129 64V65H127ZM137 65H136V64ZM148 63V62H147ZM167 65H166V64ZM184 63H185V65H184ZM197 65H196V64ZM240 63H241V65H243L242 67L241 66H239L238 67V65H240ZM245 63H246V65H245ZM247 63H249V66H248V64ZM251 63V64H250ZM41 65H42V63H40ZM105 64V65H104ZM109 64H111L112 66H110ZM126 64V65H125ZM149 64V63H148ZM228 64H230V65H228ZM70 65H74L72 68H71V70L69 71V69H70ZM78 65V64H77ZM111 67V69H113L114 71L116 70H119L120 69V72L119 71H111L110 70V72L112 73V74H114L115 76L116 75H118V76H116V78L114 77V75L113 76H111L112 74H110V73H108L109 72V69H110V67ZM156 65H158L157 67H156ZM187 65V66H186ZM189 65V66H188ZM225 65V66H224ZM43 66H44V63H43ZM66 66H65V68H66ZM79 66V65H78ZM77 66V67H78ZM105 66H108L107 67V71H106V69H105V67H104V71H103V67ZM121 66V67H120ZM167 66V67H166ZM215 66V67H214ZM217 66V67H216ZM246 66H248V67H246ZM262 66V67H261ZM114 67V68H113ZM129 67H130V72L128 73L127 72V70H129ZM138 68V69H135V68ZM146 67L148 68V69H146ZM157 69H156V68ZM224 67V68H223ZM231 67H233V68H231ZM244 67H246V69H244ZM118 68V69H117ZM145 68V69H144ZM151 68L153 69V71L151 70ZM165 68V69H164ZM216 68V69H215ZM219 68V69H218ZM227 68H229V70L227 69ZM240 69V71H239V69ZM91 69V70H92ZM167 69V70H166ZM171 69V71H172V73L174 74V76H173V78H171L170 77V75L168 74V72L167 71H169ZM186 71H185V70ZM215 69V70H214ZM244 69V70H243ZM259 69V70H258ZM261 69V70H260ZM100 71V73L98 72V71ZM155 70H156V73H155ZM162 70H163V72H162ZM166 72H165V71ZM227 70V71H226ZM54 71H55V73H54ZM60 71H62V74L64 75L65 73V75L63 76L62 74V76H59L58 75V73H60ZM66 71V72H65ZM67 71H69V72H67ZM126 71V72H125ZM149 71V72H148ZM244 71H246V72H244ZM58 72V73H57ZM64 72V73H63ZM93 72H97V75L95 74V73H93ZM104 72L108 75V77H109V75L111 76V77H113V78H109V79H107L108 77H107V75H105L104 77L106 78V80L104 79V77L102 76V74L104 75ZM119 72V73H118ZM132 72V73H131ZM135 72V73H134ZM141 72H142V74H141ZM189 72V73H190ZM222 72V73H221ZM237 72H239V74L237 73ZM249 72V73H248ZM67 73H69V74H67ZM70 73H71V76H70ZM79 73V74H78ZM82 73V72H81ZM99 73V74H98ZM121 73V74H120ZM152 73H153V75L155 76V77H153V76H151L152 75ZM166 73H167V75H166ZM169 73H171L170 71H169ZM171 73V76L173 75ZM248 73V74H247ZM263 73V74H262ZM88 74V75H87ZM141 74V75H140ZM165 74L166 76H164V78H163V75ZM76 75H77V77H76ZM162 75V76H161ZM169 75V76H168ZM177 75V76H176ZM240 75V76H239ZM92 76H94L93 78H92ZM102 76L103 78H100V77ZM238 76V77H237ZM242 76H244L243 78H242ZM80 77V78H79ZM85 77H87V78H85ZM122 79H121V78ZM124 77V78H123ZM138 77V78H137ZM160 77H161V79H160ZM176 79H175V78ZM204 79H206V80H204ZM117 78H119V80L117 79ZM178 78V79H177ZM198 78V79H197ZM49 79V78H48ZM51 79H52V77H51ZM72 79V80H71ZM75 79H77V80H75ZM97 79V80H96ZM99 79H103V80H105V81H103V80H99ZM114 79H117V82L116 81H114ZM131 79H133V81L136 79L137 81H138V79H141V81H142V83L143 84H145V87H141L143 90H141V88H140V90L139 91H141L140 93L138 92V95L136 94V93H134V94H136L135 96H136V98H134L133 96H131L130 98H128L130 101L132 100L133 102L135 101H137L138 102V104H137V102H136V104H137V106L136 105H134L135 104V102H134V104H132V102H130V101H128L129 102V104H128V102H126V99H124L125 101H123L122 100V98H121V94H122V92L123 93H127L128 95H133V89L135 88V87H137V88H139V86L141 85V84H138L137 82V84L139 85H136V84H130L133 88H131V87H129L130 85H129V83H133V81H129V80H131ZM150 79V80H149ZM160 79V80H159ZM186 81H185V80ZM223 79V80H222ZM228 79V80H227ZM244 79H245V83H244ZM253 79H255V78H253ZM264 79V78H263ZM108 80V81H107ZM121 80V81H120ZM135 80V81H136ZM167 80V81H166ZM184 80V81H183ZM188 80V81H187ZM224 81V84H222L223 82L222 81ZM246 80H247V82H246ZM67 81V82H68ZM94 81H98L97 83L96 82H94ZM128 81H129V83H128ZM144 81V82H143ZM146 81V82H145ZM152 81V82H151ZM153 81H154V83L155 84H153ZM157 81H160V83H161V81H162V85H160V83L158 82L157 83ZM205 81H206V83H205ZM221 81V83L219 84V82ZM238 81V82H237ZM124 82V83H123ZM128 83V92L126 91L127 90V87H126V90H124V88H125V86L127 85L126 83ZM179 82V83H178ZM181 82V83H180ZM185 82H187V85H185L184 83ZM191 82V83H190ZM194 82V84L192 85V83ZM216 82V83H215ZM229 82L231 83V85L229 86ZM99 83V84H100ZM141 83V82H140ZM163 83L165 84L164 86H163ZM177 83V84H176ZM188 83H189V85H188ZM202 83V84H201ZM226 83V84H225ZM104 84V83H103ZM105 84V86L104 87H106L107 86V88H108V85H106ZM123 84H126V85H124L123 86ZM142 84V85H143ZM176 84V85H175ZM178 84H180V85H178ZM184 84V85H183ZM197 84V85H196ZM200 84V85H199ZM205 84H207V85H205ZM149 85V86H148ZM182 85V86H181ZM192 85V86H191ZM196 85V86H195ZM209 85H211V86H209ZM224 85V87H222ZM89 86V85H88ZM98 86V85H97ZM101 86H103V85H101ZM100 85L98 86V87H101ZM112 86V87H113ZM120 86V85H119ZM144 86V85H143ZM165 87V89H163L162 87ZM178 86H181L180 88L178 87ZM188 86H190L189 88H188ZM201 87V89H200V87ZM124 87V88H123ZM156 87V86H155ZM154 87V88H155ZM178 87V88H177ZM192 87H194V89L193 90H199L198 92H197V90L196 91H191L190 92V96H189V94H188V92H189V90L190 89H192ZM198 87V88H197ZM220 87L221 88H223V92H222V89H220ZM132 89V93L130 92V90ZM137 88H136V90H137ZM160 88L158 89V87H157V90L155 89V90H153V91H160ZM185 88V89H184ZM187 88V89H186ZM111 89V88H110ZM118 89H119V87H118ZM176 89H179V90H176ZM234 89H233V91H234ZM152 90V89H151ZM150 90V91H151ZM180 90H181V92H180ZM187 90V91H186ZM228 90L230 91V92H228ZM138 91V90H137ZM148 91H149V89H148ZM150 91H149V93H150ZM162 91H160V93L162 94ZM179 91V92H178ZM186 91V92H185ZM235 91H236V89H235ZM238 91V90H237ZM121 92V93H120ZM134 92H135V90H134ZM164 92V91H163ZM183 92H184V94H183ZM192 92L194 93V95H193V97H191V95H192ZM108 93H110L109 91H108ZM116 93V94H117ZM130 93V94H129ZM148 93V94H149ZM186 93H187V95H186ZM72 94H74V92H72ZM71 94V95H72ZM125 95V96H128V95ZM158 95H159V93H157ZM230 94L231 96L229 97V98H231V99H228V95ZM237 94H241L242 95V93L241 92H237ZM70 95V94H69ZM70 95V96H71ZM78 93H77V95L75 94V96H77L78 97ZM83 95V94H82ZM82 95H79V97L78 98H80L81 99V96ZM117 95V96H118ZM123 95V94H122ZM140 95V96H141ZM157 95V96H158ZM69 96V97H70ZM109 96V95H108ZM116 96V97H117ZM161 96V95H160ZM160 96L159 97H157V98H160ZM170 96V98H168ZM185 98H184V97ZM187 96V97H186ZM61 97H63V99L61 100V99H59V104H57V105H55L53 108L55 109V110H63L62 112H64L65 113V111L66 110H64V106L66 105V102H67V104L68 105H70L69 103H68V100H72L71 102H73V100L74 101H76L77 102V100H78V98L77 97H75V98H71V97H73V96H71L70 98L71 99H69V97L67 98L66 96H61ZM152 97H154L153 95H152ZM58 98H60V96L58 97ZM76 98H77V100H76ZM97 98H99V97H97ZM102 98V99H101ZM101 98H99V101L100 102H102V101H107L108 99H106V98H108L107 96L106 97H101ZM154 98H156V96L154 97ZM185 99V101L188 99V101H187V104H188V102H189V105L187 106L186 105V102L185 101H183L184 99ZM190 98V99H189ZM194 98V99H193ZM79 99V100H80ZM117 99V100H116ZM137 99V100H136ZM142 99V100H143ZM192 99V100H191ZM196 99V100H195ZM43 100V99H42ZM41 100V101H42ZM66 100V101H65ZM102 100V101H101ZM121 100V101H120ZM145 100V99H144ZM148 100V101H149ZM158 100V99H157ZM98 101V102H99ZM109 101V100H108ZM122 102V104H120V102ZM147 101V100H146ZM145 101V102H146ZM153 101V102H152ZM159 101L158 102H156V104L157 105H159ZM176 101V102H175ZM191 101H192V104H191ZM231 102V104L233 105H231L230 104V102ZM57 102H58V99H57ZM124 102H126V104H124ZM141 102V101H140ZM143 102V101H142ZM145 102H143V104H145ZM162 102H161V104H162ZM182 102H184V104L182 105ZM235 102V101H234ZM108 104V105H109ZM129 106H128V105ZM179 104V105H178ZM224 104V105H223ZM229 104H230V107H228L229 106ZM241 104L242 103H240L239 105L241 106ZM244 105H245V103H243ZM59 105H61V107L63 108H61L60 109V106ZM105 105V106H104ZM95 104L94 105V107L95 108H101V107H103V109H106L107 111L109 110V106L108 105H106V104ZM134 105V106H133ZM146 105H147V102H146ZM226 105V106H225ZM228 105V106H227ZM243 105V106H244ZM107 106V107H106ZM111 105H110V107H112ZM160 106V105H159ZM183 107L184 106V108H181V107ZM186 106V107H185ZM232 106V107H231ZM240 106H237V107H240ZM42 107H44V105L42 106ZM58 107H59V109H58ZM130 107V108H131ZM142 106H140V108H141ZM143 107H145L144 105H143ZM170 107V108H169ZM175 107H178V109H179V107L181 108L179 111H177V110H175L174 111V109H175ZM227 107V108H226ZM160 108H161V110H160ZM113 109V108H112ZM127 109V110H126ZM170 109V110H169ZM188 111H190V113L189 114H187V110ZM236 109H238V108H236ZM114 111H115V109H113ZM113 110H109V116L110 117H112V116H114V117H116V115H118L119 113H115V112H111V111H113ZM160 110V111H159ZM186 112H184V111ZM118 110H116V112H117ZM120 111H122V110H120ZM147 111V112H146ZM168 113H170L171 111V114H169V115H171V116H169L168 114H166L167 112ZM174 111V112H173ZM232 111V110H231ZM231 111L229 112V113H231ZM232 111V112H233ZM61 112V111H60ZM59 112V113H60ZM61 112V113H62ZM131 112H127L128 114H130ZM154 112H155V115H154ZM158 112H160V113H162L161 115H160V113H159V115L157 114ZM59 113H58V116H59ZM121 113L122 112H120V114L117 116L118 118L119 117H121L120 115H121ZM127 113L123 116L122 115V118L124 117V118H126V116H128L127 115ZM174 113V114H173ZM150 114V115H149ZM157 114V115H156ZM177 114H179V115H176ZM162 115H165V116H167V118L168 119H170L169 117H177V119L176 120H173V118L171 119V121L170 120H165L166 118H165V116H163V118H159L158 116H162ZM62 116V115H61ZM133 116L135 117V118H133ZM180 116H182L183 118H180ZM189 116V117H188ZM193 118H192V117ZM116 117V118H117ZM129 117V116H128ZM151 117H153L154 118V120L153 119H150ZM155 117L157 118L156 120H155ZM113 118V117H112ZM159 118V119H158ZM188 119V121L187 120H185V121H183V119ZM190 118V119H189ZM225 118V119H224ZM161 119H162V121H161ZM157 120H159V121H157ZM164 120V121H163ZM223 120H225L224 122H223ZM126 121V122H127ZM144 121V122H143ZM148 121H152V123L150 122L149 124H148ZM155 121H157V122H155ZM167 121V122H166ZM174 121V122H173ZM177 121V122H176ZM131 122V123H130ZM154 122V123H153ZM174 123L175 124V122H176V124L175 125H172V124H170V123ZM185 122V123H184ZM187 122V123H186ZM223 122V123H222ZM134 123H138V124H135L134 125ZM164 124L163 126H162V124ZM222 123V124H221ZM133 124V125H132ZM148 124V125H147ZM156 124V125H155ZM157 124H158V126H157ZM161 124V125H160ZM166 124V125H165ZM188 124V125H187ZM219 124V125H218ZM136 125H137V128H135L136 127ZM151 125H153V126H151ZM156 126V128L158 127V129H156V128H154L155 126ZM186 125H187V128L189 127L190 129H188L187 130V132H189L190 133V131H191V129H192V132H191V134H193V135H195L196 136V140L193 138V137H195V136H193V135H191V137H190V139H194V140H190V142L192 141V143L194 144V145H198V147L196 146V148L194 149V148H192L191 147V145H193L192 143H190L188 140L186 141V139L184 138L185 136L184 135H186L187 133L185 132V134H184V131H186V129H184V128H186ZM216 125H218V126H216ZM221 125L223 126V128L221 127ZM134 126V127H133ZM176 127V128H174V127ZM185 126V127H184ZM145 127H147V128H145ZM150 127V128H149ZM161 127H162V129H161ZM166 127V128H165ZM172 127V128H171ZM225 127V128H224ZM135 128V129H134ZM218 128H219V131H218ZM151 129V130H150ZM173 129V130H172ZM222 129H227V131H224V130H222ZM132 130V131H133ZM135 130V131H136ZM149 130H150V132H149ZM169 131V132H168ZM174 132V135H172V136H174V137H172L171 136V132ZM140 132H143V134H141ZM152 132V133H151ZM136 133V132H135ZM166 133H168V134H166ZM189 133L187 134V135H189ZM195 133V134H194ZM199 133V134H198ZM226 133H227V135H226ZM184 134V135H183ZM226 136H225V135ZM234 134H235V131H234ZM167 135V136H166ZM219 135V136H218ZM224 135V136H223ZM184 136V137H183ZM234 136V138H235V136L236 135H233ZM150 137H148V139L150 138ZM176 137V139H174ZM198 137V138H197ZM221 137V136H220ZM221 137V138H222ZM91 138H95L94 136H91ZM233 138V140H231V141H235L236 142V140ZM247 138V137H246ZM173 139V140H172ZM198 139V140H197ZM216 139V140H215ZM227 139H221L220 141L221 142H219V143H222V144H224V142L227 140ZM167 141H170L172 144H168L167 145ZM186 141V142H185ZM200 141V142H199ZM250 141V140H249ZM249 141H247L248 143H250ZM189 142V144H187ZM238 142V144H239V142H241V141H237ZM247 142H244V143H242L241 142V145H243L244 144V146H245V144L247 143ZM165 143V142H164ZM174 143V144H173ZM226 143V142H225ZM247 143V144H248ZM19 143H16L15 142V146H17ZM121 145H123L122 143H120ZM119 144V145H120ZM178 144V146L179 145H182V146H180V148L178 147L177 148V146L176 145ZM125 146L127 145V144H124ZM123 145V146H124ZM172 145V146H171ZM193 145V146H194ZM128 146V145H127ZM171 146V147H170ZM176 146V147H175ZM184 146V147H183ZM185 146H186V148H185ZM250 146H251V144H250ZM249 145H248V147H250ZM97 147H101V148H103V149H105L106 148V152L109 154V152H110V149H109V147L107 146V145H105L104 143L103 144H97ZM168 147H170L171 149L169 150V151H171V152H167L166 151V148L168 149ZM172 147H175V148H173L172 149ZM181 147H183L184 149H185V152L186 151H188V149L190 150V151H188V152H186L187 154L185 155V152L183 151V153L181 152L182 150V148ZM188 147V148H187ZM192 149H190V148ZM195 147V146H194ZM199 147H200V149H199ZM242 147V146H241ZM247 146H245V148H246ZM252 147V146H251ZM250 147V148H251ZM262 147V146H261ZM260 147V145H256V147L254 146L253 148L254 149H252V150H256L255 151V153L253 152V154H255L254 156L258 159V160H254L253 159V161L251 160L250 161V159H248L247 158V155L246 154H249V151L251 150H249V151H247V153L244 151L245 149H243L242 150V152L246 155V156H244V154L242 153L240 156H244V158H247V162H248V164L250 165H248L247 164V162H246V160H241V161H244V162H246L245 164L243 163L242 164V162L240 163L241 165H239V168H240V166H241V168L244 166V170L243 169H241V170H243L245 173H246V175L245 176H250L249 178H251V180H248V181H246V182H251V183H248V184H253V182H258V181H255L256 180V178H261L260 180H263L261 183H264V166H262L264 163L262 162V161H264L263 160V158L264 157H261V156H264V150L263 149H260L261 148ZM108 148V149H107ZM122 148V147H121ZM127 148V147H126ZM125 148V149H126ZM131 148V147H130ZM177 148V149H176ZM197 148H198V150H197ZM244 148V147H243ZM123 149V148H122ZM131 149H133V148H131ZM153 151H152V150ZM180 149V153L179 154H177V150H179ZM239 149H240V147H239ZM259 149V150H258ZM134 150H135V148H134ZM151 150V151H150ZM251 150V151H252ZM261 150H263V151H261ZM116 151H118V150H116ZM122 151H125V150H122ZM157 151V152H156ZM166 151V152H165ZM240 152H241V150H239ZM152 152V153H151ZM155 152V153H154ZM159 152V153H158ZM202 152V151H201ZM200 152V153H201ZM223 152V151H222ZM150 153V154H149ZM153 153H154V156L156 157V158H153ZM165 153H167V154H165ZM170 153V154H169ZM189 153V154H188ZM252 153V152H251ZM250 153V154H251ZM112 154V153H111ZM120 156H118V157H121L119 160H121L122 159V157H123V159H126V160H124V162L125 161H127V158H126V156H124L123 154L121 155V153H118ZM171 156V154H172V156L170 157L169 155ZM249 154V155H250ZM114 155H115V153H114ZM180 155V156H179ZM188 155V156H187ZM257 155V156H256ZM117 156H113V158H115V159H118L117 158ZM174 156H176V157H174ZM240 156H236V159H239V161H240V159H242V157L240 158ZM250 156H252V155H250ZM254 156H252V157H254ZM112 157V156H111ZM180 157V158H179ZM189 157V158H188ZM195 157H197V158H195ZM110 158V156L108 157V159ZM113 158H110L111 159V161L113 160L114 161V159ZM174 158V159H173ZM175 158H176V160H177V158H178V160L177 161H175ZM191 158H193V159H195V160H193V162L192 161H190L191 160ZM206 158V159H205ZM210 158H212V157H210ZM167 159V160H166ZM201 159V161H199V160ZM209 160V161H206V160ZM261 159V161H259ZM158 160H159V163H158ZM77 161H78V163H77ZM109 161V160H108ZM194 161H195V163H196V161H199V162H197V163H200V166L198 165V164H193L194 163ZM117 162H119V163H117ZM128 162V161H127ZM165 164H164V163ZM170 162H172V164H170ZM192 162V163H191ZM201 162H203V163H201ZM205 162L207 163L208 162V165H206L205 164ZM212 162V161H211ZM209 163L211 164V165H209ZM216 163V162H215ZM262 163V164H261ZM116 164L118 165V164H120V161H116ZM174 164V165H173ZM179 164H180V166H179ZM193 164V165H192ZM76 165V166H75ZM169 165V166H168ZM195 165V166H194ZM204 165V166H203ZM251 165H253V166H251ZM165 168H164V167ZM173 166V167H172ZM178 167V168H175V167ZM198 166V167H197ZM210 167V168H207V167ZM218 166V165H217ZM250 168H249V167ZM116 167V166H115ZM130 168V169H128V168ZM180 167V168H179ZM194 167V168H193ZM196 167V168H195ZM254 167H255V169H254ZM114 168V167H113ZM117 168H118V166H117ZM201 168V169H200ZM203 168V169H202ZM251 168H253L254 170H257V172L258 173H256L255 172V175H254V170L253 169H251ZM116 169V168H115ZM114 169V170H115ZM183 169V170H182ZM194 169V170H193ZM197 169V170H196ZM199 169V170H198ZM208 169V170H207ZM106 170H108V169H106ZM110 170V169H109ZM130 170V171H129ZM154 170H156V171H154ZM165 170V173L167 174H164V172H162V171H164ZM212 170V171H211ZM251 170V171H250ZM101 171H103V170H101ZM112 171V170H111ZM116 171H119V169L118 170H116ZM129 171V172H128ZM142 171V170H141ZM149 171H150V173H149ZM198 172V174H200V175H198L197 174V172ZM207 171V172H206ZM208 171H209V173H208ZM253 171V172H252ZM96 172V171H95ZM119 172H121V171H119ZM140 172V171H139ZM178 172L179 173H183L184 172V177H186L185 179H184V177L180 174H178ZM203 172V173H202ZM244 172H242V173H244ZM97 173V172H96ZM114 173V172H113ZM116 173V172H115ZM114 173V174H115ZM155 173V174H154ZM156 173H158L159 175H160V173H161V175H160V179H161V181H163V182H165V180H166V182L168 183L167 184V187H168V185H170V184H177V185H180L181 183L183 184V186L184 185H186L187 184V186H188V184H196L197 186H198V184L200 185V188H196L195 186H192V187H190V186H188V188L187 187H185L186 188V190H184V191H186V192H184L183 193V191H180V190H182L181 189V187L178 189V188H170L171 189V191H169L170 189H167L165 186H166V184L164 185V186H162L164 183L162 182V183H160L158 180H155L156 178L158 179V177H155V179H153V175H156L157 176V174ZM196 173V174H195ZM205 173V174H204ZM210 174L209 176H208V174ZM216 173V174H215ZM235 173V174H234ZM242 173H237V169H233V171H232V176H234V178H237L236 180H234V182H233V180L232 181H230L229 182V184H231V185H233V186H238V183L240 182L239 180L240 179H242L241 180V183H239V184H246V182H245V178H244V176H242L243 174ZM93 175L92 176H94V173H92ZM97 174H99V171H98V173ZM116 174H118V173H116ZM120 174V173H119ZM149 176H148V175ZM195 174V175H194ZM203 174V175H202ZM127 177H126V176ZM129 175V176H128ZM144 175H146L145 176V178H144ZM162 175H164V176H166V177H163ZM171 176V178H170V176ZM178 175V176H177ZM198 175V177H200L201 175H202V177L201 178H199V179H197V178H195L196 176ZM204 175H206V177L204 176ZM215 175H217V176H215ZM41 176H44V178H46L47 177V175L45 174V172L43 173H41ZM89 176V177H88ZM151 176V177H150ZM169 176V177H168ZM177 176V178H175ZM215 176L216 177V179H214L213 177ZM240 176H242V177H240ZM112 177L114 178L113 179V181L116 183H113V181H111V179H112ZM179 177H181V179L179 178ZM183 177V178H182ZM213 179H212V178ZM108 178H111L110 179V181H109V179ZM164 178H166V179H164ZM169 178V179H168ZM210 178V179H209ZM238 178H240V179H238ZM248 178V179H249ZM13 179V178H12ZM18 179V178H17ZM106 179V180H105ZM127 179V181H125ZM134 179H136V180H134ZM140 179V180H139ZM148 179V180H147ZM176 181H175V180ZM14 180H16V179H13L12 180V183H10V184H14V183H17L16 181H14ZM18 180H20V183H17L18 185L17 186H14V187H9V188H7L6 190H5V192H0V193H4L5 195H13V196H15V194H17V193H19V191H21V193L22 194H26V192L27 193H33L34 191H32V190H34L33 189V187L32 186H37V189L38 188H40V186H43V183H40V184H36V182L35 181H33V184L31 185V184H28V183H21V180L22 179H18ZM105 180V181H104ZM141 181V182H139V181ZM182 182H181V181ZM197 180H199L200 182H197ZM247 180V179H246ZM8 181L9 182H11V180L10 179H8ZM8 181H6V179H0V185H3V184H5V182H8ZM104 181V182H103ZM134 181V182H133ZM151 181V182H150ZM159 183H158V182ZM179 181V182H178ZM205 181V182H204ZM236 181H237V183H236ZM242 181H244V182H242ZM14 182V183H13ZM165 182V183H166ZM171 182V183H170ZM184 182V183H183ZM93 183H95V184H93ZM99 183H100V185H99ZM180 183V184H179ZM186 183V184H185ZM157 184H159V185H157ZM162 184V185H161ZM181 184V185H182ZM134 185H136L135 186V189H133L134 187ZM94 186V187H93ZM17 187H21V190H19L18 191V188ZM133 187V188H132ZM1 189H5V188H2V187H0ZM94 188V189H93ZM166 188V189H165ZM190 188V189H189ZM177 189V190H176ZM189 189V190H188ZM201 189H203V190H201ZM239 189V188H238ZM46 190V191H47ZM71 190H73V191H71ZM117 190V191H116ZM155 190V191H154ZM198 190H200L199 192L200 193H198ZM1 191V190H0ZM17 191V192H16ZM65 191H67L66 193L67 194H64L65 193ZM173 191V192H174ZM58 192V193H59ZM100 193V194H99ZM71 194V198H70V200L71 201H69V197H68V201L67 202H69L70 203V205H68L66 208H68V210L67 211H69L70 209H72V205H73V209H72V211H74L73 213H80V214H83V221L85 220V222H83L84 224H88V226H85V227H87V230H85L84 232L85 233H87L88 231H90V228L91 229H93L92 227H94L95 225H97V224H107V223H109L110 221H109V219L107 220L106 219V217L104 216V212L103 211H101L100 210V208H94L96 211L93 213V211H91L92 212V214L90 213V215L88 216V215H86L85 214V212H86V210L84 209V207H83V205H82V203H84L85 201H88V199L86 198V199H84L85 197H83V195H84V193H82V196H79L78 195V197H76L77 195L75 194L74 195V197H73V195ZM58 195V198L59 197H61V199L60 200H63V198H62V196H60V194H57ZM81 195V194H80ZM88 195V194H87ZM86 195V196H87ZM91 195V196H92ZM113 195V194H112ZM85 196V195H84ZM89 197H90V195H88ZM160 196V197H159ZM54 197V196H53ZM53 197L52 198H48L47 199V201L48 202H44V204H45V207H46V204L48 203L49 205H50V201H52V204H54V205H56L57 206V203L53 200ZM88 197V198H89ZM55 198V197H54ZM56 198H57V196H56ZM64 198V199H65ZM49 199H50V201H49ZM98 199L100 200L101 198L98 196ZM148 199V198H147ZM146 199V200H147ZM150 199V198H149ZM182 200V201H179V200ZM158 199H157V203H158V201H159ZM66 201V200H65ZM63 202V201H62ZM71 202L73 203V202H75L74 204H72L71 205ZM177 202V203H176ZM180 202V204H178ZM64 203V202H63ZM66 203V202H65ZM81 203V204H80ZM127 203V202H126ZM126 203H125V205H126ZM128 203H130V201H128ZM145 202H143V204H144ZM17 203L16 202H13V203H10V204H7V205H3V207H5V209L6 208H8V210H13L12 208H14L15 206H17V207H15L16 208V210H15V212L13 211H10L12 214V216H18L19 217V214L21 213V211H23V209L24 210H26V208H28L27 209V211L28 212H34V210H36V213L37 212H39L37 209L39 208V209H42L41 207H40V205L41 204H32V203H28V201H27V198H25V199H22V201H20L19 202V204L20 205H16ZM43 203H42V207H43V205H44ZM58 204H60V203H58ZM87 203H85V205H86ZM148 204H145V205H148ZM172 204H174V205H172ZM27 205H29L30 207H28ZM75 205V206H74ZM84 205V206H85ZM124 204H122V207L121 206H119L118 205V203H116V201L111 205V206H109V207H111V208H113L114 210L113 211H116L115 213L116 214H118L119 215V217H120V215L122 216V217H125L124 216V214H127L128 213V211L130 210V208H131V206H132V204H129L130 206L129 207H127L128 206V204H127V209L125 208L124 209V206H123ZM141 205V204H140ZM137 206L138 207V209L142 206ZM148 205V206H149ZM178 205H180V207H178ZM70 206H71V208H70ZM82 206V207H81ZM10 207H12V208H10ZM97 207H99V206H97ZM121 208L120 210L118 209V208ZM143 207V206H142ZM152 207V208H153ZM29 208H32L33 210L32 211H30L31 209H29ZM164 208V209H163ZM83 209V210H82ZM93 209V210H94ZM181 210V211H179L178 212V210ZM64 210H65V208H64ZM78 210V211H77ZM158 210V211H157ZM176 210H177V213H176ZM112 211V212H113ZM24 212V211H23ZM26 212V211H25ZM24 212V213H25ZM65 211H63V213H64ZM119 212V213H118ZM161 214H160V213ZM169 212H171V215H170V213ZM182 212V213H181ZM35 213V214H36ZM67 213V212H66ZM66 213H64L63 214V216H66L67 214ZM70 213H72L71 212V210H70ZM88 213V214H89ZM97 213V214H96ZM115 213H114V216H115ZM169 213V214H168ZM22 214V213H21ZM20 214V215H21ZM66 214V215H65ZM157 214V215H158ZM60 215H62V214H60ZM68 215L70 216V214H69V212H68ZM74 215V214H73ZM73 215H71V216H73ZM99 215V216H98ZM118 215H116V216H118ZM166 215V216H165ZM168 215H169V220H168ZM12 216H11V218H12ZM22 216V215H21ZM20 216V217H21ZM63 216H59V217H62L63 218ZM78 216V215H77ZM80 216V215H79ZM84 216H85V219H84ZM101 216V217H100ZM74 217H76V216H74ZM86 217H88V218H86ZM118 217V218H119ZM16 218V217H15ZM73 218V217H72ZM115 217H113L112 219H114ZM117 218V217H116ZM121 218V217H120ZM61 219V218H60ZM122 219V218H121ZM172 219V220H171ZM62 220V219H61ZM68 220H69V217H68ZM64 221H66V220H64ZM171 222V223H170ZM63 223H67V222H63V220H62V224ZM164 223V224H165ZM81 224H82V222H81ZM83 224V225H84ZM168 224L170 225V226H168ZM172 224V225H171ZM64 227H66V226H69V225H63ZM62 226V227H63ZM90 226V227H89ZM100 226V225H99ZM203 226H205V227H203ZM64 227H63V231H64ZM70 227V226H69ZM96 228L98 227V225L97 226H95ZM193 227V226H192ZM197 227H199L198 229H197ZM31 228V227H30ZM34 228V227H33ZM68 228V227H67ZM96 228H94V229H96ZM99 228V227H98ZM150 228V227H149ZM148 227H147V229H149ZM183 228V230L184 231H182V233H181V229ZM35 229V228H34ZM43 229V228H42ZM66 229V228H65ZM36 230V229H35ZM35 230H33V232L35 231ZM45 230H48V229H46L45 228ZM45 230L44 231H40V232H45ZM67 230V229H66ZM180 230V231H179ZM32 231V230H31ZM30 231V233L31 234H33V232H31ZM68 231V230H67ZM179 231V232H178ZM192 233H190V232ZM52 232V234L54 233V232H58L57 230L56 231H51ZM30 233H29V235H30ZM36 234V233H35ZM34 234V235H35ZM186 234H188L187 236H186ZM191 234V235H190ZM241 234V233H240ZM41 235V234H40ZM55 236H54V240L55 241H58V242H61L62 241V239H60V238H58V237H60V236H58L57 237V233H55L54 234ZM173 235V236H172ZM149 236V235H148ZM238 236H240V235H238ZM237 236V237H238ZM244 236H245V234L244 235H241V237H240V239H243L244 238ZM23 237H25V235L23 236ZM27 237H29L30 238V236H27ZM31 237H32V235H31ZM88 237V236H87ZM87 237H86V239H87ZM236 237V238H237ZM28 238V239H29ZM35 238V237H34ZM81 238H83V237H81ZM81 238H80V240H81ZM152 239L153 238H156V237H151ZM26 239V238H25ZM31 239V238H30ZM29 239V240H30ZM86 239H84V240H86ZM144 239H142V241H143ZM177 240V241H176ZM140 241V240H139ZM139 241H136L135 242V244H134V246L135 247H129V248H125V249H122V250H118V251H114L113 250V252L112 251H110L109 253H107V254H105V256H101V258L103 257L105 260L107 259V260H109L110 259V256H114V260H116L115 262H114V264L115 263H117L118 261H120V260H122L125 256H126V254L127 253H129V251H130V253H133V255H135V254H138L139 255V259H142V260H144V259H147L148 258V256H149V254L150 253H146V251L148 252V250H145V248L143 249V250H145V251H141V252H139L138 253V251L137 252H135L134 250L135 249H132V248H136V243H139L140 244V242ZM148 241V240H147ZM151 241V240H150ZM81 242H83V240H81ZM144 242H145V240H144ZM84 244H82V243H80V245H88V243L87 242H83ZM145 243H147V245L149 246L150 244H148L149 242H145ZM133 246V245H132ZM144 246H145V244H144ZM115 249V248H114ZM125 250V251H124ZM140 250V249H139ZM120 251H121V253H120ZM112 252V253H111ZM120 253V254H119ZM96 254V253H95ZM95 254H89L88 255V259H89V261L91 260V259H99V258H97V256H98V254H96V257L94 256ZM115 254V255H114ZM147 254H148V256H147ZM141 255V256H140ZM90 256H92V258H90ZM94 256V257H93ZM98 257H100V256H98ZM141 257V258H140ZM86 256L83 258V260L84 261H86ZM102 258V259H103ZM118 260V261H117ZM88 260L86 261V264L89 262ZM94 261V260H93ZM92 260H91V262H93ZM96 261V260H95ZM94 261V262H95ZM98 261V260H97ZM89 264H90V262H89Z\"/></svg>",
	"mask_w": 264,
	"mask_h": 264
}]
</instances>
